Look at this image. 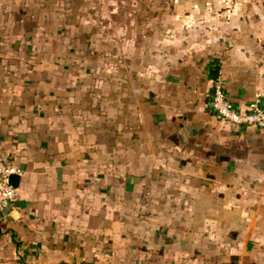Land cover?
Here are the masks:
<instances>
[{"label":"crops","instance_id":"obj_1","mask_svg":"<svg viewBox=\"0 0 264 264\" xmlns=\"http://www.w3.org/2000/svg\"><path fill=\"white\" fill-rule=\"evenodd\" d=\"M264 0H0V264H264Z\"/></svg>","mask_w":264,"mask_h":264},{"label":"built area","instance_id":"obj_2","mask_svg":"<svg viewBox=\"0 0 264 264\" xmlns=\"http://www.w3.org/2000/svg\"><path fill=\"white\" fill-rule=\"evenodd\" d=\"M236 0H225L233 5ZM264 93L258 92L248 108L238 107L227 95L224 85L214 80L209 94L208 107L220 119L230 125L239 127H257L264 129V108L261 99ZM23 170L16 164L9 163L0 154V212L4 213L18 200L16 186L11 183L13 174L22 175Z\"/></svg>","mask_w":264,"mask_h":264},{"label":"water","instance_id":"obj_3","mask_svg":"<svg viewBox=\"0 0 264 264\" xmlns=\"http://www.w3.org/2000/svg\"><path fill=\"white\" fill-rule=\"evenodd\" d=\"M211 77L212 79L216 80L219 78V68L217 66H214L211 68ZM261 105L262 107L264 108V97H262L261 99ZM19 181H20V175L18 174H13L11 176V183L14 185V186H18L19 184Z\"/></svg>","mask_w":264,"mask_h":264},{"label":"trees","instance_id":"obj_4","mask_svg":"<svg viewBox=\"0 0 264 264\" xmlns=\"http://www.w3.org/2000/svg\"><path fill=\"white\" fill-rule=\"evenodd\" d=\"M59 264H76V263H59ZM82 264H89L88 262H83Z\"/></svg>","mask_w":264,"mask_h":264}]
</instances>
